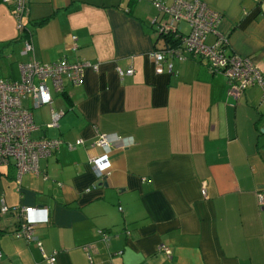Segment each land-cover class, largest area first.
Returning a JSON list of instances; mask_svg holds the SVG:
<instances>
[{
	"label": "crops",
	"instance_id": "1",
	"mask_svg": "<svg viewBox=\"0 0 264 264\" xmlns=\"http://www.w3.org/2000/svg\"><path fill=\"white\" fill-rule=\"evenodd\" d=\"M206 1L222 12L226 51L251 56L264 72V0ZM27 6L20 30L13 4L0 0V77L18 78V63L29 58L95 66L80 84L51 90L50 103L27 100L39 124L34 135L62 141L39 160L38 173L18 176L13 163L0 165V202L35 206L29 218L41 240L40 248L17 237V214H0V264H264L261 87L235 97L227 76L194 54L169 56L157 72L151 52L165 40L154 0ZM28 38L33 50L24 53ZM118 66L134 71L120 75ZM53 110H62L56 125L49 124ZM99 133L132 138L111 146L100 178L93 158L103 150L92 145ZM54 250L48 263L43 252Z\"/></svg>",
	"mask_w": 264,
	"mask_h": 264
},
{
	"label": "built area",
	"instance_id": "2",
	"mask_svg": "<svg viewBox=\"0 0 264 264\" xmlns=\"http://www.w3.org/2000/svg\"><path fill=\"white\" fill-rule=\"evenodd\" d=\"M13 4V15L18 29L24 27L23 17L28 12V0H3ZM154 5L160 14L155 18L157 32L165 40L164 45L151 52L156 63V71L161 72V61L169 56L184 59L188 54L203 57L210 70L224 73L228 79V91L237 97L249 85L257 83L262 90L264 99V72L254 62L251 56H244L226 51L227 37L218 29L222 12L211 6L206 0H172L166 4L154 0ZM185 23L187 28H183ZM74 37V36H73ZM33 50L31 39L24 41L23 52ZM95 66L89 60H68L60 58L44 62L35 58L18 63L19 77L10 79L0 77V165L13 163L17 175L23 172L38 173L39 160L50 156L59 148L62 139L57 137L36 136L39 129L35 121L32 108L27 105L31 98L32 106H38L52 101L51 90L63 91L66 83L80 84L84 79L87 67ZM171 69V63L168 65ZM120 75L132 73L131 66L117 67ZM62 110H53L49 124L56 125ZM83 142L77 138L76 143ZM132 143L129 136H118L114 133H99L92 145L100 146L103 153L93 158V169L98 178L107 174V154L111 146L125 147ZM69 147L73 143L68 142ZM203 196L207 197L205 186L201 188ZM260 202L264 193L259 192ZM32 205L9 206L3 199L0 202V214L13 211L18 216V223L14 230L17 237L33 240L41 248V240L35 234L36 223L29 218ZM99 233L106 237L108 234L99 229ZM87 256L91 259V245L85 244ZM162 249L169 254L170 248L166 245ZM55 250L44 257L48 263L55 261ZM2 251L0 249V256Z\"/></svg>",
	"mask_w": 264,
	"mask_h": 264
},
{
	"label": "trees",
	"instance_id": "3",
	"mask_svg": "<svg viewBox=\"0 0 264 264\" xmlns=\"http://www.w3.org/2000/svg\"><path fill=\"white\" fill-rule=\"evenodd\" d=\"M194 55H196V54H194ZM200 56V55H199ZM203 58V57H202ZM206 61V60H205ZM207 63V62H206Z\"/></svg>",
	"mask_w": 264,
	"mask_h": 264
}]
</instances>
